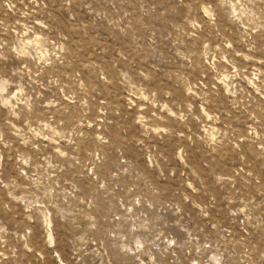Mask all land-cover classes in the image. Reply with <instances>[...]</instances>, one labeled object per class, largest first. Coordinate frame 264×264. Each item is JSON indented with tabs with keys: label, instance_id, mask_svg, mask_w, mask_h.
<instances>
[{
	"label": "rangeland",
	"instance_id": "rangeland-1",
	"mask_svg": "<svg viewBox=\"0 0 264 264\" xmlns=\"http://www.w3.org/2000/svg\"><path fill=\"white\" fill-rule=\"evenodd\" d=\"M0 264H264V0H0Z\"/></svg>",
	"mask_w": 264,
	"mask_h": 264
}]
</instances>
